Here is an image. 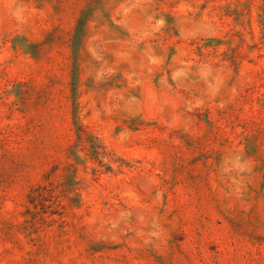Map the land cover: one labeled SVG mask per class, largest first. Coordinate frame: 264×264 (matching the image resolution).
I'll return each instance as SVG.
<instances>
[{
  "label": "rangeland",
  "instance_id": "rangeland-1",
  "mask_svg": "<svg viewBox=\"0 0 264 264\" xmlns=\"http://www.w3.org/2000/svg\"><path fill=\"white\" fill-rule=\"evenodd\" d=\"M0 264H264V0H0Z\"/></svg>",
  "mask_w": 264,
  "mask_h": 264
}]
</instances>
